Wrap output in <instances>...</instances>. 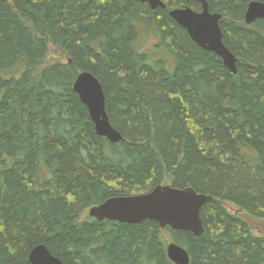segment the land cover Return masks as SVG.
I'll return each mask as SVG.
<instances>
[{"label": "trees", "instance_id": "obj_1", "mask_svg": "<svg viewBox=\"0 0 264 264\" xmlns=\"http://www.w3.org/2000/svg\"><path fill=\"white\" fill-rule=\"evenodd\" d=\"M162 1L0 0V264H31L38 245L64 264H175L170 242L189 264H264V235L239 215L264 219V18L245 23L256 0H207L234 74L170 16L201 3ZM50 45L66 60L48 63ZM83 71L120 142L74 91ZM158 185L211 197L203 235L86 214Z\"/></svg>", "mask_w": 264, "mask_h": 264}, {"label": "water", "instance_id": "obj_2", "mask_svg": "<svg viewBox=\"0 0 264 264\" xmlns=\"http://www.w3.org/2000/svg\"><path fill=\"white\" fill-rule=\"evenodd\" d=\"M137 1L148 3L153 9L166 7L162 0ZM193 1L201 3V11H195L191 7L174 8L170 11V16L187 31L195 43L218 55L224 65L236 74L238 59L224 44V33L220 24L222 14L211 12L207 0ZM263 18L264 1H251L245 13V23L250 25ZM74 91L88 108L97 133L113 143L123 140L122 134L110 122L105 92L99 79L91 72H80L74 83ZM210 198L191 187L180 189L171 185H158L147 193L109 198L91 207L88 213L99 221L109 220L125 224L153 220L163 229L170 227L201 236L205 228L200 211ZM167 253L175 264L190 263L188 251L175 242L168 243ZM29 261L31 264H64L45 245L34 247L29 254Z\"/></svg>", "mask_w": 264, "mask_h": 264}, {"label": "rangeland", "instance_id": "obj_3", "mask_svg": "<svg viewBox=\"0 0 264 264\" xmlns=\"http://www.w3.org/2000/svg\"><path fill=\"white\" fill-rule=\"evenodd\" d=\"M156 43H157V41H155L154 39H152V38L148 39V37H146L143 40V47L145 49L150 50V48L152 46L155 48L154 45ZM154 50H155V52H154ZM154 50H153L154 56L159 57V51L156 53V49H154ZM155 53L157 55H155ZM162 54H160V56ZM47 60H48V63H53V62H58V61H65L66 60V56L63 53H61L58 49H56L52 45H50V50H49V55H48V59ZM229 206H230V208L236 210L235 212L238 211V209L236 207H234L232 205H229ZM88 211L89 210L86 211L87 215H89ZM237 213L239 214V212H237ZM239 215H241L249 223V225H250V227H251V229H252V231L254 233L259 234V235H264V219L250 216L247 213L241 212V211H240ZM84 217H85V215H84Z\"/></svg>", "mask_w": 264, "mask_h": 264}, {"label": "bare ground", "instance_id": "obj_4", "mask_svg": "<svg viewBox=\"0 0 264 264\" xmlns=\"http://www.w3.org/2000/svg\"><path fill=\"white\" fill-rule=\"evenodd\" d=\"M75 82V81H74ZM138 192V191H137ZM145 193V192H144ZM143 194V193H142Z\"/></svg>", "mask_w": 264, "mask_h": 264}]
</instances>
